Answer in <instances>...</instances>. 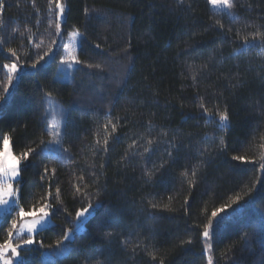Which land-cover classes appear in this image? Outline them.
<instances>
[{"label":"trees","instance_id":"1","mask_svg":"<svg viewBox=\"0 0 264 264\" xmlns=\"http://www.w3.org/2000/svg\"><path fill=\"white\" fill-rule=\"evenodd\" d=\"M2 2L0 151L4 136L17 157L35 151L21 159L27 168L17 206L0 216V244L20 208L50 203L52 226L26 246L34 250L18 249L24 264H264V0H234L229 13L208 0H59V36L56 0ZM71 33L80 63L60 81ZM10 63L20 72L8 85ZM51 103L67 152L45 131ZM201 104L217 122L227 110L230 128L206 123ZM89 202L102 207L89 209L69 252L52 255ZM229 204L205 252L204 226Z\"/></svg>","mask_w":264,"mask_h":264},{"label":"snow or ice","instance_id":"2","mask_svg":"<svg viewBox=\"0 0 264 264\" xmlns=\"http://www.w3.org/2000/svg\"><path fill=\"white\" fill-rule=\"evenodd\" d=\"M179 3L183 4V0H178ZM208 2L214 7V8H226V9H232L234 7V0H208ZM51 3V0H50ZM55 7L59 9V13L57 14V22L55 24L56 29V35H60V23L59 20L64 14V6L59 2V0H56ZM190 7V5H189ZM4 8V4L2 0H0V10ZM51 11V9H50ZM51 26V22H50ZM223 28V25L220 26ZM78 35V33H77ZM239 35V33H237ZM253 40L256 39V36L254 35L252 37ZM0 43H3V41H0ZM53 44H56V41H52ZM43 44V41L41 40L40 44H37L36 47L39 48L40 45ZM261 44L264 45V40H261ZM248 38H244V50H247L248 47H250ZM99 47V45H97ZM51 51V49H49ZM9 52L12 53V55H16L15 51L12 49H9ZM44 55H48V52H45ZM44 57L40 56L35 63L32 64V67L35 68L36 64L39 63L40 60H42ZM62 62H69V64H79L80 61L76 59L75 56H69L66 60ZM3 67L7 69L8 76H7V84L11 85L13 81V76L17 72V65L15 63L10 64H4ZM9 88L8 86L4 87V92L8 93ZM7 98L5 96H0V103L6 104ZM201 108L203 109V115L207 116L208 119L205 121L206 123H214L217 125L218 129L220 131H225L230 128V118L227 110L220 111L217 110L214 114L215 116H218V122L213 119V114L209 113V109L204 107L203 104H201ZM46 133L51 132L55 137L58 139L55 140V143L58 145V149L61 152H67L68 149L64 147L63 142L59 137H61V132L58 130L56 125L49 124L47 128L45 129ZM105 131L107 132V126L105 127ZM111 132H116V126L113 125L111 128ZM51 143V141L49 142ZM99 143V141H97ZM108 138H105L103 141L104 144V151H108ZM151 144V141L148 142ZM135 146V141L132 145L129 147L132 148ZM224 142L221 140V151H223ZM46 151H50V149H45ZM34 148H29L27 151L21 153L19 157L13 154V152L10 149V139L8 136L3 137V151L0 152V205H8L9 200L13 199L14 202L16 201V198L18 196V193L20 191V184L22 183V179H18L21 177V172L26 171L27 166L24 168L20 167L21 159L28 160L30 154L34 152ZM146 151H148L146 149ZM135 155V153H133ZM169 156H171V152L168 153ZM61 159L63 157H60ZM233 161H244L245 157L241 155H233L232 156ZM250 163V161H248ZM103 167V165H101ZM161 168L164 167L163 164L160 165ZM260 168L264 170V163L260 164ZM48 169L45 167L44 174L41 175V180H44L47 177ZM193 175H195V172H193ZM13 182L16 183L17 187H13ZM76 191L80 192V187L76 186ZM57 195H59V189H57ZM85 198H88V194L81 193ZM240 197H237L233 203H237ZM102 207L101 205L97 204L93 206L91 202H89L88 207L83 208L80 211L76 212V222L71 225L68 231L64 232L62 234V239H58L56 242V249L57 251L52 253V255H62L66 252H69L70 245H73L75 243L73 237L74 234L77 232H80L83 230V222L87 219L85 217V213L89 212V209H92L93 212H95L97 209ZM155 207V205H153ZM231 204L229 205H222L219 208H216L211 213L212 219L208 220V223L204 226L203 230V238L205 241V252H211L212 246L208 243L212 239L213 233H214V225L213 220L217 218L221 213H224L226 211V208H230ZM52 205L50 203H44L39 208H36L35 206L31 211H25L23 208L19 209V217L20 220L23 221L26 217H33L34 219L31 221V223L24 225L20 228L18 232H16L17 236H21V234L27 230L28 235L26 237H22L21 241L18 243H13V233L17 229V223L15 220H13L11 228L9 229L7 233L8 239L5 240L4 243L0 244V262L2 264H13V259L9 258V253H11V257L17 258L16 264H24L23 258L21 257L20 251L18 249H24L26 251H32L34 249L26 248V246L34 245L37 241L35 239V236H38L40 234V231L48 224L50 223V220L48 219L50 217ZM92 213H89L91 215ZM64 241H68V245H64ZM187 243L191 244L192 241L189 240ZM63 245V247H62ZM41 248H43L45 245L43 243H40L39 245ZM155 258V257H153ZM161 264L163 262L161 261ZM208 264H213V260L211 257L208 259Z\"/></svg>","mask_w":264,"mask_h":264},{"label":"rangeland","instance_id":"3","mask_svg":"<svg viewBox=\"0 0 264 264\" xmlns=\"http://www.w3.org/2000/svg\"><path fill=\"white\" fill-rule=\"evenodd\" d=\"M210 6H211V9L216 11V12L229 13V9H226V8H214L211 4H210ZM63 20H64V14L60 18L59 21L62 22ZM78 46H79V35H77V33L69 34L66 37L64 45L62 47L61 57L59 59V67H58V71H57V74H56L57 80H60V81H68V80H70V76H71V73H72V70H73L75 64H71L70 65L69 62H62V61L66 60L70 55L76 57V52H77ZM19 72H20V70L17 68V72L14 74V81L15 82L18 79L17 73H19ZM50 108H51L52 115H51V117L49 119V124L56 125L58 130L61 132V120L55 113V108H54L53 103L50 104ZM50 134H51V137L53 138V140L58 139L51 132H50ZM2 151H3V147H2V150L0 152H2ZM13 187L14 188L17 187L15 182H13ZM18 197H19V193H18V196L16 198L17 202H18ZM17 202H14L13 199H10L8 205H0V216H3L4 214L8 213L12 208L16 207L17 206ZM87 214H89V213H85V217H86ZM33 219H34L33 217L29 216V217H26L23 221L20 220L19 223L17 224L16 231H14V233H13V237L19 238L21 236L28 235L26 229L21 234V236H17L16 232H18L20 230V228L23 227L24 225L31 223V221ZM48 219L50 220V223H48L43 229L52 226L53 221H52L51 217H49ZM81 219H83V218H81ZM83 223H84V221H83ZM9 258L13 259V264L16 262V258L11 257V253H9Z\"/></svg>","mask_w":264,"mask_h":264}]
</instances>
